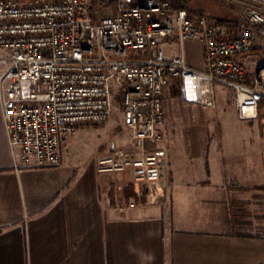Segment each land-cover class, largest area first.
I'll list each match as a JSON object with an SVG mask.
<instances>
[{"label": "built area", "instance_id": "2783aa9c", "mask_svg": "<svg viewBox=\"0 0 264 264\" xmlns=\"http://www.w3.org/2000/svg\"><path fill=\"white\" fill-rule=\"evenodd\" d=\"M227 1L241 8L235 28L171 0H116L104 16L90 14V0H0V101L16 168L60 164L65 138L105 122L118 96L133 149L111 148L96 171L126 174L154 199L164 162L146 145L162 139L172 81L187 104L214 106L221 86L240 119L264 108V0ZM174 38L201 43L204 69L168 53ZM254 48L261 54L249 71Z\"/></svg>", "mask_w": 264, "mask_h": 264}, {"label": "crops", "instance_id": "0c3cea01", "mask_svg": "<svg viewBox=\"0 0 264 264\" xmlns=\"http://www.w3.org/2000/svg\"><path fill=\"white\" fill-rule=\"evenodd\" d=\"M193 46L204 69L201 43L174 38L167 48L189 64L185 51ZM174 129L164 122L154 145L164 162L157 196L125 204L114 194L120 173L69 159L66 138L60 164L16 168L0 101V264H262L264 234L246 216V193L224 173L216 146L197 139L188 155Z\"/></svg>", "mask_w": 264, "mask_h": 264}, {"label": "rangeland", "instance_id": "374dc122", "mask_svg": "<svg viewBox=\"0 0 264 264\" xmlns=\"http://www.w3.org/2000/svg\"><path fill=\"white\" fill-rule=\"evenodd\" d=\"M25 2L27 0H17ZM116 0H90V9L96 16H104L114 12ZM188 10H198L194 4L208 6L211 15L220 20L237 23L240 19V6L227 0H171ZM193 7V8H192ZM186 55L192 68L202 69V57L198 46H193ZM261 49L254 48L250 53L249 71L254 70ZM178 83L172 81L165 90L163 97L164 122L170 123L175 129L173 137L178 140L179 148L191 155L198 148L197 139L214 144L222 157L223 171L229 174L234 187L246 193L243 208L246 216L255 223L254 229L264 234V108L257 117L251 120L240 119L232 104V93L228 89H214L215 103L212 107L192 105L183 102L177 89ZM84 130L89 134H83ZM163 138V136H162ZM63 150L69 159L82 163L88 158L96 160L114 147L127 151L133 149L132 140L123 125L120 98L115 96L112 101L110 117L103 123L79 125L75 132L66 137ZM162 140V139H161ZM203 143V142H202ZM149 151L154 145H146ZM156 151V150H153ZM118 174V173H116ZM120 179L113 182L114 194H123L127 187L136 195L124 203L141 202L142 196L134 190L130 177L118 174ZM112 182V180H110ZM122 191L117 190V185ZM146 197V196H145ZM264 264V262L262 263Z\"/></svg>", "mask_w": 264, "mask_h": 264}, {"label": "trees", "instance_id": "16d2710c", "mask_svg": "<svg viewBox=\"0 0 264 264\" xmlns=\"http://www.w3.org/2000/svg\"><path fill=\"white\" fill-rule=\"evenodd\" d=\"M172 6H173V7H176V8H183L182 6H180V5H176V4L173 3V2H172ZM90 14L93 15L91 9H90ZM219 22H222V23H224V24H227V25H229V27H231V28H235V27L237 26V23H234V22L223 21V20H220ZM177 89H178V88H177ZM131 188H132V187H131ZM131 188L128 189V188L126 187V188L124 189V191H123V194H124L123 196H124V198L127 199V200H128L129 198H132V197L136 198V195L132 192ZM143 196H144V197H142L141 202H145V200H146L145 194H144Z\"/></svg>", "mask_w": 264, "mask_h": 264}]
</instances>
